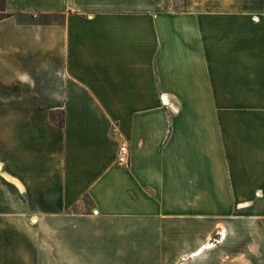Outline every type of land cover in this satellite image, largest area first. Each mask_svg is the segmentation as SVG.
<instances>
[{
    "label": "crops",
    "instance_id": "1",
    "mask_svg": "<svg viewBox=\"0 0 264 264\" xmlns=\"http://www.w3.org/2000/svg\"><path fill=\"white\" fill-rule=\"evenodd\" d=\"M168 1L5 0L0 264H264V0Z\"/></svg>",
    "mask_w": 264,
    "mask_h": 264
},
{
    "label": "rangeland",
    "instance_id": "2",
    "mask_svg": "<svg viewBox=\"0 0 264 264\" xmlns=\"http://www.w3.org/2000/svg\"><path fill=\"white\" fill-rule=\"evenodd\" d=\"M188 2L187 0H169L168 1V6L172 9V10H177V11H181L184 10L187 6ZM112 131V129H111ZM113 133V132H112ZM209 241V239H208ZM208 241L204 242L203 244L207 243ZM209 249H206L204 251H207ZM203 255V253H201L200 255H197V257H191V255L185 257L183 259V261H185V264L190 263L191 261H195L196 258H199ZM151 259H149L150 261ZM138 261V259H131V262H135L134 264H137L136 262ZM38 264H41L40 259L38 260Z\"/></svg>",
    "mask_w": 264,
    "mask_h": 264
},
{
    "label": "built area",
    "instance_id": "3",
    "mask_svg": "<svg viewBox=\"0 0 264 264\" xmlns=\"http://www.w3.org/2000/svg\"><path fill=\"white\" fill-rule=\"evenodd\" d=\"M112 132L115 133L116 129L112 128ZM127 157H128V150L123 144H121L118 148L117 163L119 165H125L127 163Z\"/></svg>",
    "mask_w": 264,
    "mask_h": 264
},
{
    "label": "trees",
    "instance_id": "4",
    "mask_svg": "<svg viewBox=\"0 0 264 264\" xmlns=\"http://www.w3.org/2000/svg\"><path fill=\"white\" fill-rule=\"evenodd\" d=\"M9 16V14L5 11V0H0V20ZM59 125L62 126V120L59 119Z\"/></svg>",
    "mask_w": 264,
    "mask_h": 264
},
{
    "label": "bare ground",
    "instance_id": "5",
    "mask_svg": "<svg viewBox=\"0 0 264 264\" xmlns=\"http://www.w3.org/2000/svg\"><path fill=\"white\" fill-rule=\"evenodd\" d=\"M166 100V99H165ZM206 249H209V241L203 245H201L197 250L196 252H194L191 257H194V256H197V255H200L201 253H203L204 250Z\"/></svg>",
    "mask_w": 264,
    "mask_h": 264
}]
</instances>
